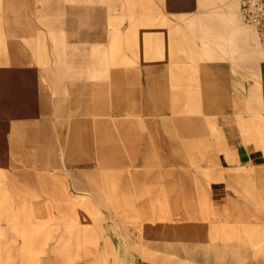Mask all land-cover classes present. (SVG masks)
Wrapping results in <instances>:
<instances>
[{
  "label": "rangeland",
  "instance_id": "rangeland-1",
  "mask_svg": "<svg viewBox=\"0 0 264 264\" xmlns=\"http://www.w3.org/2000/svg\"><path fill=\"white\" fill-rule=\"evenodd\" d=\"M243 1L0 0V264H264V169L241 166L215 201L209 144L179 161L160 142L193 135L205 59L264 57ZM125 41L188 96L157 119L168 130L151 132L147 116L124 132L129 117L110 111L111 88L126 108L120 73L139 66ZM115 142L144 157L121 163Z\"/></svg>",
  "mask_w": 264,
  "mask_h": 264
},
{
  "label": "crops",
  "instance_id": "crops-1",
  "mask_svg": "<svg viewBox=\"0 0 264 264\" xmlns=\"http://www.w3.org/2000/svg\"><path fill=\"white\" fill-rule=\"evenodd\" d=\"M124 47L126 56L139 66L126 67L125 71L120 73L126 80V108L115 111L114 104L115 101L118 104V97H113L112 88L110 89L112 115L129 117L123 120L120 126L124 132L143 131L141 125L133 123L142 124L147 116L150 117L147 122L151 132L168 130L166 119H157L161 114L183 112L188 96L182 89L171 90L169 72L159 58L154 62H144L142 58H136L138 55L132 41H125ZM156 55L158 57V52ZM203 62L202 82L193 86L195 93L193 92L192 105L194 108L196 105L194 110L199 111V116L194 117L191 122L193 135L188 141H179L175 138L177 135L171 136L170 131H167L160 135V142L172 149L177 146L178 151L169 154L177 155L179 161H186L187 153H190L191 149H197V144H209V158L214 159L210 174L216 176L210 182V190L215 201H222L230 192L229 188L236 179L237 169L241 166L264 169V57L255 54L243 56L237 53L215 62L207 59ZM94 111L108 112L107 109L96 105ZM97 122L104 123L105 120L97 119L96 124ZM201 124L203 127L209 126L208 135L203 138L197 135L196 130L197 127H202ZM31 128L40 133L34 124ZM150 136V132L139 135L135 138L139 143L132 144V147L137 150L145 145L148 148ZM192 145L194 146L191 147ZM113 147L121 151V163L135 162L136 160L130 159L144 157L133 151L128 158L122 151L125 148L123 145L115 142ZM97 160L102 164L104 158L101 156Z\"/></svg>",
  "mask_w": 264,
  "mask_h": 264
},
{
  "label": "built area",
  "instance_id": "built-area-1",
  "mask_svg": "<svg viewBox=\"0 0 264 264\" xmlns=\"http://www.w3.org/2000/svg\"><path fill=\"white\" fill-rule=\"evenodd\" d=\"M243 13L246 23L258 29L264 42V0H244Z\"/></svg>",
  "mask_w": 264,
  "mask_h": 264
},
{
  "label": "bare ground",
  "instance_id": "bare-ground-1",
  "mask_svg": "<svg viewBox=\"0 0 264 264\" xmlns=\"http://www.w3.org/2000/svg\"><path fill=\"white\" fill-rule=\"evenodd\" d=\"M89 224H91V223H89ZM73 227H74V226H73ZM95 228H96V227H95ZM68 229H69V227H68ZM70 229H71V228H70ZM65 230L67 231V229H65ZM70 231H72V230H70ZM70 231H69V232H70ZM78 231H80V230H78ZM82 231H83V229H82ZM72 232H73V231H72ZM102 232H103V231H102ZM73 233H74V232H73ZM78 233L80 234V232H78ZM67 234H68V232H67ZM79 234H78V235H79ZM98 234H99V233H98ZM65 235H66V234H65ZM75 235H76V234H75ZM81 235H82V234H81ZM71 236H73V235H71ZM71 236H70V237H71ZM79 236H80V235H79ZM63 238H64V237H63ZM67 238H68V237H67ZM71 238H72V237H71ZM71 238H70V239H71ZM79 238H80V237H79ZM64 239H65V238H64ZM70 239L68 238V240H70ZM76 239H77V238H76ZM66 241H67V240H66ZM81 241H82V240H81ZM68 244H69V243H68ZM70 244H71V243H70ZM73 244H74V243H73ZM61 246H62V245H61ZM66 246H67V245H66ZM68 246H69V245H68ZM58 247H59V246H58ZM69 247H70V246H69ZM80 247H81V246H80ZM92 247H93V245H92ZM59 248H60V247H59ZM66 248H67V247H66ZM71 248H72V245H71ZM71 248H70V249H71ZM67 249H68V248H67ZM70 249H69V250H70ZM72 250H73V249H72ZM56 252H57V251H56ZM63 253H64V252H63ZM74 253H75V252H74ZM87 253H88V252H87ZM79 254H80V252H79ZM88 254H89V253H88ZM57 255H58V253H57ZM64 255H65V254H64ZM73 256L75 257L74 254H73ZM76 258H77V257H76ZM105 258H106V257H105ZM74 259H75V258H74ZM78 259H79V257H78ZM76 260H77V259H76ZM101 261H103V259H102ZM105 261H106V260H105ZM68 263H69V262H68ZM70 263H71V262H70ZM74 263H75V261H74ZM71 264H72V263H71Z\"/></svg>",
  "mask_w": 264,
  "mask_h": 264
}]
</instances>
